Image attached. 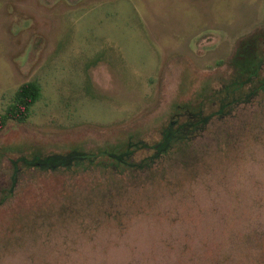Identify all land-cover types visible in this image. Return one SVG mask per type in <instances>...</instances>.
<instances>
[{
  "label": "rangeland",
  "instance_id": "obj_1",
  "mask_svg": "<svg viewBox=\"0 0 264 264\" xmlns=\"http://www.w3.org/2000/svg\"><path fill=\"white\" fill-rule=\"evenodd\" d=\"M260 30L264 0H0V113L43 92L0 132V264H264V92L124 172L29 163L153 143Z\"/></svg>",
  "mask_w": 264,
  "mask_h": 264
},
{
  "label": "trees",
  "instance_id": "obj_2",
  "mask_svg": "<svg viewBox=\"0 0 264 264\" xmlns=\"http://www.w3.org/2000/svg\"><path fill=\"white\" fill-rule=\"evenodd\" d=\"M229 79L218 89H202L197 104L186 100L177 103L168 123L162 124L160 138L153 143H143L135 137L126 138L115 149L98 152H85L73 149L65 154L40 159L34 156L29 163L50 170H74L85 165L102 167L108 170L124 172L125 169L156 162L175 145L187 143L191 136L202 130L215 116L228 115L239 105L264 92V30L254 32L242 38L229 64ZM42 87L38 81L31 80L21 84L15 91L11 102L0 113V132L10 120L25 123L33 114L35 104L42 98ZM196 96V95H195ZM146 140V139H144ZM146 149L149 155L138 160V152ZM72 168V169H70ZM15 193L12 185L2 192L0 199V217L13 214L16 209L5 205ZM19 209V206L18 208ZM0 218V219H1Z\"/></svg>",
  "mask_w": 264,
  "mask_h": 264
}]
</instances>
